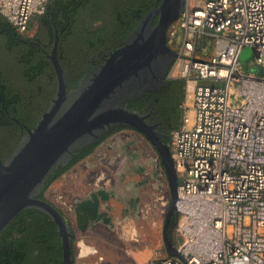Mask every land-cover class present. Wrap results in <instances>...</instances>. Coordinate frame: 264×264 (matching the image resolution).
Returning a JSON list of instances; mask_svg holds the SVG:
<instances>
[{"label":"built area","instance_id":"built-area-1","mask_svg":"<svg viewBox=\"0 0 264 264\" xmlns=\"http://www.w3.org/2000/svg\"><path fill=\"white\" fill-rule=\"evenodd\" d=\"M46 2L0 0V14L24 32ZM166 42L184 89L168 141L180 257L144 264H264V74L239 62L250 44L264 68V0H183Z\"/></svg>","mask_w":264,"mask_h":264},{"label":"trees","instance_id":"trees-1","mask_svg":"<svg viewBox=\"0 0 264 264\" xmlns=\"http://www.w3.org/2000/svg\"><path fill=\"white\" fill-rule=\"evenodd\" d=\"M159 3L160 0H47L45 10L32 15L37 20L32 35L18 31L0 14V159L4 161L13 152L26 127L35 125L56 91V73L48 55L55 33L56 56L68 88H75L109 50L122 45L144 15ZM156 18L157 15L152 24ZM171 84L175 94L168 103L167 115L172 119L164 138L167 143L170 130L179 125L178 105L184 96L183 80L172 78ZM128 106L137 108L134 102ZM94 145L81 148L68 163L59 165L46 185ZM171 217L169 227L176 220L175 214ZM0 264H62L61 237L45 211L25 207L2 229Z\"/></svg>","mask_w":264,"mask_h":264},{"label":"water","instance_id":"water-1","mask_svg":"<svg viewBox=\"0 0 264 264\" xmlns=\"http://www.w3.org/2000/svg\"><path fill=\"white\" fill-rule=\"evenodd\" d=\"M182 4L183 0H160L122 45L114 48L75 88H68L65 72L56 56L58 35L55 33L48 55L56 73V91L35 125L26 127L13 152L4 161L0 159V232L23 208L38 207L57 225L62 264H73L70 223L56 205L37 193L44 190L46 181L55 175L56 168L66 161L76 144L117 123L144 133L160 155L171 193L162 234L168 254L179 256L171 237L176 220L168 227L172 214L177 219V175L169 145L159 138L153 125L146 121L145 114L115 102L114 95L126 81L138 75L142 67L150 66L159 56L167 57L168 70L174 51L166 42L167 28L180 13ZM154 14L157 15L155 23H148ZM263 70L260 68L259 71L263 73ZM19 125L23 124L19 122ZM91 194L97 202L101 190Z\"/></svg>","mask_w":264,"mask_h":264},{"label":"flooded vegetation","instance_id":"flooded-vegetation-1","mask_svg":"<svg viewBox=\"0 0 264 264\" xmlns=\"http://www.w3.org/2000/svg\"><path fill=\"white\" fill-rule=\"evenodd\" d=\"M155 15L149 18L148 23L152 24ZM144 17L140 22L144 20ZM111 51L109 50L103 58L105 59ZM166 58L159 56L150 66L142 67L139 74L126 81L114 95L115 102L122 103L128 108L145 114L146 121L153 125L162 141L167 137L166 129L172 119L170 115H167L168 103L171 102L175 94V90L171 86L172 78L167 75L168 59ZM132 102L137 105L135 106L137 108L128 106ZM93 144H98V151L94 150L93 147L84 157L96 158V161L88 163L84 161L81 167L94 165L95 169L88 176L97 175L99 180L102 181L100 188L102 196L98 195L97 202L94 198H83L77 200L73 205L70 198H65L63 195L58 196L51 193L50 197H47L44 193L46 187L37 193L38 196L56 205L63 213L71 226L72 243L75 238V226L79 230H85L86 228L102 225L108 230H114L119 229L121 222L126 223L130 219H138L141 212L145 210L142 202L143 191L147 190L148 187H153L152 180H155L156 187L160 186L161 172L166 176L160 161V155L151 139L134 128L117 123L98 130L96 135L87 137L76 144L67 156L66 161L59 165H65L81 148ZM75 149L78 150L75 152ZM84 157L77 162L83 160ZM147 164H149V167H147ZM58 168L59 166L56 170ZM53 199L63 203L66 209L74 208V210H77L75 226ZM171 219L172 217L170 221Z\"/></svg>","mask_w":264,"mask_h":264},{"label":"rangeland","instance_id":"rangeland-1","mask_svg":"<svg viewBox=\"0 0 264 264\" xmlns=\"http://www.w3.org/2000/svg\"><path fill=\"white\" fill-rule=\"evenodd\" d=\"M36 27L37 20L32 17L25 33L32 35ZM253 54L252 45H243L239 53V62L245 70L258 72L259 68L252 63ZM94 150L98 151V144L94 146ZM84 161L94 162L96 158L84 157L83 160L54 177L46 186L45 195L50 197L53 193L68 197L72 187L70 188L67 183L72 181L75 175L88 179L93 169L81 167ZM160 180V186L156 187L155 180H152L153 187H148L142 193L143 207L146 211L141 212L136 220L121 222L119 229L114 230H108L102 225L79 230L73 223L71 212L63 203L53 199L75 226V238L72 243L73 264H144L149 259L168 254L162 227L171 193L163 172ZM171 237L173 244L176 245L178 236L174 227L171 230Z\"/></svg>","mask_w":264,"mask_h":264},{"label":"crops","instance_id":"crops-1","mask_svg":"<svg viewBox=\"0 0 264 264\" xmlns=\"http://www.w3.org/2000/svg\"><path fill=\"white\" fill-rule=\"evenodd\" d=\"M88 168L92 167L93 169L91 170V172L95 169L94 165H90L87 166ZM67 185L72 189L71 192H69L68 197L66 198H70V200L72 201V204L74 205V203L79 200V199H83V198H91L90 196L92 195L91 192L96 193L97 190H99L102 186V181L99 180L98 176H93V177H89L88 179L84 178V177H78V175H75L72 179V181L68 182ZM91 194V195H90ZM59 196V194H56ZM99 196H97L98 199ZM71 212V216L73 219V223L76 224V217H77V210H74V208L71 209H67ZM70 219V218H69ZM84 222V221H82Z\"/></svg>","mask_w":264,"mask_h":264},{"label":"bare ground","instance_id":"bare-ground-1","mask_svg":"<svg viewBox=\"0 0 264 264\" xmlns=\"http://www.w3.org/2000/svg\"><path fill=\"white\" fill-rule=\"evenodd\" d=\"M90 195H91V194H90ZM90 197L93 199V196H92V195H91ZM97 200H98V199H97Z\"/></svg>","mask_w":264,"mask_h":264}]
</instances>
